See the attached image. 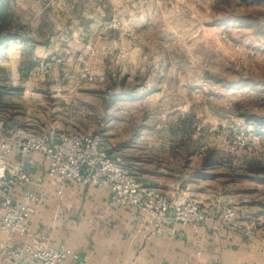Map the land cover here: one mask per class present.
<instances>
[{
	"label": "crops",
	"instance_id": "1",
	"mask_svg": "<svg viewBox=\"0 0 264 264\" xmlns=\"http://www.w3.org/2000/svg\"><path fill=\"white\" fill-rule=\"evenodd\" d=\"M113 19L122 29L110 33L106 26ZM69 25L83 33L74 34L76 37L59 33L61 26ZM151 27L152 0H0V70L8 78L4 89L22 93L52 89L53 83L67 75L63 67L72 64L65 59L87 57L86 45L95 43L96 53L88 55L90 62L99 67L97 74L108 77L110 72L117 73L121 81L116 87L121 92H115L116 97H102L97 121L108 156L128 169L141 187L160 191L172 203L195 198L194 202L214 222L225 207L233 206L237 214L232 225L215 232L201 229L198 233L175 225L172 236L145 243L138 213L112 205L107 189L69 183L57 195L59 183L47 174L48 163L37 155L24 158L31 183L16 187L10 199L20 202L24 192L38 199L29 222L31 233L52 247L69 248L75 259L69 258L64 264H264V250L259 244V238L264 236V180L249 179L255 189L238 192L224 207L212 205L211 195L202 189H178L214 185L224 177L234 185L236 181L230 178L243 169V164H235L236 153L227 146L197 147L191 152L186 150L196 155L192 162L196 174L194 179H188L184 165L178 170L168 164L177 159L172 157L177 148L171 144L170 128L174 118L181 122L184 112H193V105H166L161 99L162 89L152 91L150 77L145 85L136 89L133 85L126 92L128 84L151 71L141 66L151 52ZM119 55L123 60L115 67L112 60ZM59 57H63V64L48 78L37 73L44 64L50 66L48 62ZM35 75L38 76L33 79ZM26 104L34 105L35 99ZM16 120L11 116L0 118L6 136L22 130ZM186 133L175 134L181 137ZM11 158L13 164L19 163ZM167 187L176 188L171 192L165 190ZM245 229L251 233L249 238L242 236ZM24 242L17 239L16 248L20 249Z\"/></svg>",
	"mask_w": 264,
	"mask_h": 264
},
{
	"label": "rangeland",
	"instance_id": "2",
	"mask_svg": "<svg viewBox=\"0 0 264 264\" xmlns=\"http://www.w3.org/2000/svg\"><path fill=\"white\" fill-rule=\"evenodd\" d=\"M110 22L106 31L122 29L116 20ZM151 29V52L141 65L151 71L128 84L126 92L133 85L135 89L145 85L150 77L152 91L162 89L161 99L166 105H193L194 111L187 115L184 112L181 122L174 118L170 128L171 144L177 148L172 157L177 159L168 164L178 170L184 165L188 179H194L196 174L192 166L196 155H189L186 150L227 146L236 153L234 162L242 163L243 169L230 178L236 181L234 185L224 177L210 186L178 187L207 191L212 205L224 207L238 192L255 189L249 179L264 180V0H152ZM59 33L76 37L74 34L83 32L69 25L61 26ZM86 50L90 56L94 55L95 43L86 45ZM88 54L66 58L72 64L63 67L67 75L53 83L52 89L8 91L4 89L8 78L0 70V118L15 117L22 130L37 133L47 134L53 129L102 133L97 123L102 97H116L115 92H121L116 89L121 81L117 73L110 72L108 77L105 73L97 74L99 67L90 62ZM62 58L48 62L50 66L40 76L48 78L54 69L61 67ZM120 60H123L120 55L115 57L112 65L117 67ZM84 67L93 76H103L104 82L88 83L80 79ZM33 98L35 104L27 105L26 101ZM177 131L187 132L188 136L177 137ZM240 141L245 145L241 146ZM175 188L165 190L172 192Z\"/></svg>",
	"mask_w": 264,
	"mask_h": 264
},
{
	"label": "built area",
	"instance_id": "3",
	"mask_svg": "<svg viewBox=\"0 0 264 264\" xmlns=\"http://www.w3.org/2000/svg\"><path fill=\"white\" fill-rule=\"evenodd\" d=\"M47 67L43 65L37 73ZM80 79L88 83L104 82L103 76H93L88 67H84ZM102 141L101 134L76 130L48 134L18 130L14 136L8 137L4 123L0 121L1 264H64L69 258L75 259L66 246L52 247L32 235L29 222L38 201L32 193L24 192L20 202L10 199L16 187L31 183L23 165L28 155H37L48 163L47 174L60 186L57 195H61L62 187L69 183L107 189L112 205L126 207L140 215L139 229L144 232L145 243L156 237L172 236L175 225L190 227L194 233L201 229L215 232L232 225L237 214L233 206L225 207L214 222L194 201L172 204L160 191L141 187L128 169L108 156ZM240 145L244 146V141H240ZM11 157L18 159L19 163L13 164ZM242 236L249 238L251 233L245 229ZM20 238L25 242L17 249L16 241ZM259 244L264 250V236L259 238Z\"/></svg>",
	"mask_w": 264,
	"mask_h": 264
}]
</instances>
